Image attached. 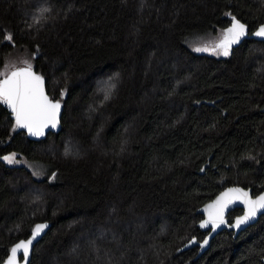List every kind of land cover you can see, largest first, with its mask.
Listing matches in <instances>:
<instances>
[{"label":"trees","instance_id":"obj_1","mask_svg":"<svg viewBox=\"0 0 264 264\" xmlns=\"http://www.w3.org/2000/svg\"><path fill=\"white\" fill-rule=\"evenodd\" d=\"M232 16L252 33L264 0H0V70L29 54L64 108L61 130L33 140L0 103V264L40 222L30 264H264V215L199 258L179 252L225 188L264 191V42L188 45Z\"/></svg>","mask_w":264,"mask_h":264},{"label":"snow or ice","instance_id":"obj_2","mask_svg":"<svg viewBox=\"0 0 264 264\" xmlns=\"http://www.w3.org/2000/svg\"><path fill=\"white\" fill-rule=\"evenodd\" d=\"M245 34L246 26L237 20L236 17L232 16L231 27L227 29L222 40L218 43L197 47L194 51L212 52L213 54L228 56L231 46L238 43ZM253 34L258 37H264V26H261ZM8 39L10 40L11 37L9 36ZM111 87H114V85L110 86L108 90L109 94ZM104 98L108 99L109 95L106 94ZM0 103L10 108L14 115L13 130L17 128L26 129L29 135L39 137L44 135L46 128H55L58 123L57 117L61 104L59 101L51 100L46 95L43 77L33 71L31 64L13 71L10 76L6 75L3 79H0ZM65 154L68 155L69 153L66 152ZM3 159L9 164L18 163L14 153L4 156ZM52 178L54 179L55 177L53 176ZM236 201L244 204L246 208L244 215L230 225L237 230L240 229L241 225H245L250 220L256 218L257 214L264 210V195H257L256 198H252L243 189L230 188L214 201L213 204L208 206L206 211L210 210L209 219L201 223L200 226L207 227L211 224L214 231L220 224L225 223L224 213L228 206ZM44 227L46 225L37 226L30 239L17 244L11 249L8 264H17L18 251L23 252L26 262L33 240ZM207 243V240L203 241V245Z\"/></svg>","mask_w":264,"mask_h":264},{"label":"water","instance_id":"obj_3","mask_svg":"<svg viewBox=\"0 0 264 264\" xmlns=\"http://www.w3.org/2000/svg\"><path fill=\"white\" fill-rule=\"evenodd\" d=\"M261 26H264V23L261 24L255 31H257ZM231 27V26H230ZM227 29L225 31H223L221 33V40L224 38L225 36V33H226ZM253 31L252 33H250L249 29L246 27V34L240 39V41L238 43H235L231 46V50L230 52H232L233 49L237 48L238 46H240L245 40H255V41H259V42H264V37H258V36H255L253 33L255 32ZM23 67H27V66H22V67H18L14 70H12L11 72H9L7 74V76H10L11 73L13 71H17L19 70L20 68H23ZM33 71L40 75L34 68H32ZM42 76V75H40ZM43 77V76H42ZM4 78V77H3ZM2 78V79H3ZM43 80H44V91L46 93V95L51 99V97L49 96L48 92H47V87H46V81H45V78L43 77ZM52 100V99H51ZM55 101V100H53ZM61 104V107H60V110H59V114H58V123L56 125L55 128H52V127H48L44 130V135L42 136H31L27 133V130L26 129H23L27 135L33 139V140H43L47 137V135L49 133H54V132H59L61 130V127H62V116H63V111H64V108H63V104L60 102ZM7 107V106H6ZM8 111L9 113L11 114L13 120H14V115L13 113L11 112L10 108H8ZM262 112L264 113V109H262ZM230 188H239V189H243L244 191H247L249 193V195L252 197V198H256V196L253 195V191L252 189H247V188H244L242 186H231V187H227L225 188L223 191H221L213 200L209 201L208 203L204 204L199 210H198V214L201 215L203 217V219L198 223V228L200 229V231L202 232H209L208 235L204 238V240H207L208 243L206 245H203V241H198L197 238H193L191 241H189L188 243H186L181 249H179V252H186V251H189L193 248H196V247H199V251H198V254H197V258H199L200 256H202L211 246V242L212 240L218 235L220 234L222 231H228V232H233L234 233V238L236 239L240 233H242L243 231H245L247 228L255 225L259 220L260 218L264 215V210H262L261 212H259L256 216V218L250 220L247 224L245 225H241L240 229L237 230L233 227H231L230 225L233 224L235 222L236 219L240 218L242 215H244V212L246 211V208H245V205L240 203L239 201H236L234 203H231L228 208L226 209L225 213H224V220H225V223H222L219 225V227H217L214 231L212 230V225L209 224L207 227H201V223H203L204 221L208 220L209 219V211H206V209H208V206L213 204L214 201H216L224 192H226L228 189ZM258 195H264V191L261 192L260 194ZM236 209H241L243 212L242 214L236 216L233 220V222L230 224L229 222V219L227 218V216L229 215L230 212L236 210ZM39 225H46V227H44L40 232L39 234L36 236V238L33 240L31 246H30V251H29V254H28V257H27V260L25 262V259H24V256H23V252L22 251H18V254H17V264H30L31 261H32V257H33V252H34V248L36 247V245L43 239V237L48 233V231L51 229L52 227V224L50 222H40V223H37L35 225V227L32 229L31 231V234L28 238L26 239H22L20 241H18L17 243H15L12 248L14 246H16L17 244H20L22 242H26L28 239L31 238V235L32 233L34 232V230L36 229L37 226ZM193 241H195L193 243ZM11 248V249H12ZM11 249H10V253L7 257V259L5 260L4 264H8V260L10 259V254H11Z\"/></svg>","mask_w":264,"mask_h":264},{"label":"rangeland","instance_id":"obj_4","mask_svg":"<svg viewBox=\"0 0 264 264\" xmlns=\"http://www.w3.org/2000/svg\"><path fill=\"white\" fill-rule=\"evenodd\" d=\"M221 40V32L215 36V37H193L189 40L188 45L190 46V48L194 51L195 48L197 47H203L205 45L208 44H213V43H218ZM196 52V51H194ZM196 53H205L211 56H222V55H217V54H213L212 52H196ZM30 55L23 52H17L16 54L12 55L6 62V65L0 70V79H2L3 77H5L9 72H11L12 70L18 68V67H22V66H28V64H31V59H30ZM32 66V64H31ZM106 86H104L103 88V93H106ZM13 154V153H12ZM10 154V155H12ZM16 156V160L18 161V163H11L9 164L7 161H5L3 159V161L11 167H25L26 169H28L29 171H31L33 173V175L37 178V179H41L45 176L46 173V167L42 164L39 163H34V162H30L28 160H26L25 158H23L22 156H20L17 153H14Z\"/></svg>","mask_w":264,"mask_h":264},{"label":"flooded vegetation","instance_id":"obj_5","mask_svg":"<svg viewBox=\"0 0 264 264\" xmlns=\"http://www.w3.org/2000/svg\"><path fill=\"white\" fill-rule=\"evenodd\" d=\"M253 195H254V194H253ZM254 196H256V195H254ZM236 210H237V209H236ZM238 210H241V209H238ZM234 211H235V210H234ZM234 211H232V212H234ZM241 211H242V210H241ZM232 212H230L229 215L227 216V218L229 219L230 224L233 222L234 218L236 217V216L231 217L230 214H231ZM242 212H243V211H242ZM242 212H241L240 214H242ZM240 214H238V215H240ZM238 215H237V216H238ZM202 219H203V217H202ZM202 219H201V220H202ZM201 220H200V221H201ZM225 231H226V230H225ZM201 232H202V231H201ZM222 232H224V231H222ZM227 232H228V231H227ZM203 233H204V237H203L201 240H198V239H197L198 241H203L204 238L208 235L209 232H203ZM230 233H232L233 236H234V233H233V232H230ZM196 248H197V253H198V251H199V247H196Z\"/></svg>","mask_w":264,"mask_h":264}]
</instances>
